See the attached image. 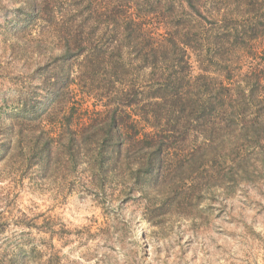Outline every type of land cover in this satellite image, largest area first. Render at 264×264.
I'll list each match as a JSON object with an SVG mask.
<instances>
[{
	"label": "rangeland",
	"instance_id": "obj_1",
	"mask_svg": "<svg viewBox=\"0 0 264 264\" xmlns=\"http://www.w3.org/2000/svg\"><path fill=\"white\" fill-rule=\"evenodd\" d=\"M33 1L41 7L48 3L38 20L19 14L23 7L28 13V0H0V264H264V160L258 167L252 165L250 184L225 194L217 191L213 200L208 196L192 218L165 217L155 225L147 215H153L151 207L158 205V198L146 197L138 185L126 197L128 179L94 181L87 163L56 161L42 167L33 141L40 133H60L64 119L70 120V130H77L95 111V99L78 84L72 85L69 100L57 96L54 105L48 98L46 81L59 70L58 56L67 48L79 50L73 46L76 32L67 29L70 25L87 20L82 34L88 40L82 46L87 51L102 50L109 56L121 47L125 55L132 54L130 59L136 48L118 36L129 16L140 17L157 37L187 33L183 38L189 45L192 74L207 68L219 78L220 70L231 69L234 75L263 67L264 34L251 41L245 36L224 40V24L216 13L222 0ZM126 4L131 7L125 19L110 12ZM246 9L230 22L240 31L242 25L248 29L252 18L264 15V8L252 13ZM132 34L137 41V33ZM82 59L73 58L66 65L73 77ZM129 63L140 68L137 60ZM138 75L142 72L130 79ZM103 76L95 82L99 87ZM21 92L33 99L31 116H38L27 117L25 140L20 147L13 142L10 150L8 141L15 135L2 125L12 106L3 101ZM250 114L264 129V102L253 106Z\"/></svg>",
	"mask_w": 264,
	"mask_h": 264
},
{
	"label": "trees",
	"instance_id": "obj_2",
	"mask_svg": "<svg viewBox=\"0 0 264 264\" xmlns=\"http://www.w3.org/2000/svg\"><path fill=\"white\" fill-rule=\"evenodd\" d=\"M28 1V13L26 7L20 8V16L38 20L48 3L44 1L41 7ZM222 1L216 13L224 24V40L245 36L251 41L264 34V15L255 21L252 18L248 29L242 25L243 31L230 23L242 16L244 8L250 13L264 8V0ZM130 7L118 5L110 12L125 19ZM127 18L118 36L136 48L132 59V54L125 55L121 47L109 56L102 50L82 47L88 41L82 35L87 20L67 28L76 32L73 46L79 50L73 53L67 48L58 56L59 70L47 79L46 96L54 105L57 96L69 100L72 85L78 84L89 90L96 107L89 121L77 130H70V120L64 119L57 135L36 136L33 141L38 163L42 167L56 161L75 166L87 163L94 181L128 179L131 185L126 197L133 195L134 185H138L146 197L150 194L159 199L158 205L151 207L153 215H147L152 224L158 225L165 217L192 218L208 196L213 200L217 191L225 194L250 184L252 165L263 163V124L255 125L257 120L250 113L253 106L264 102V66L234 73L235 77L231 69L220 70L219 78L207 68L194 76L189 45L183 38L187 33L157 37L140 17ZM132 32L137 33V41ZM73 58H83L75 77L72 69L66 68ZM132 60L139 61L141 69L127 64ZM136 71L142 75L130 79ZM102 73L100 82L104 84L97 83L99 87L95 82ZM3 102L12 106L2 127L15 135L8 141L12 145L9 149L14 150L28 133L25 122L34 114L33 99L21 92ZM16 137L20 141L16 142Z\"/></svg>",
	"mask_w": 264,
	"mask_h": 264
}]
</instances>
